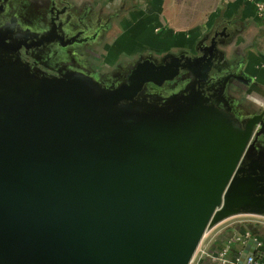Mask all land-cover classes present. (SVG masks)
Wrapping results in <instances>:
<instances>
[{"label":"water","instance_id":"1","mask_svg":"<svg viewBox=\"0 0 264 264\" xmlns=\"http://www.w3.org/2000/svg\"><path fill=\"white\" fill-rule=\"evenodd\" d=\"M200 58L56 75L0 32V264H190L208 229L264 216V111Z\"/></svg>","mask_w":264,"mask_h":264},{"label":"flooded vegetation","instance_id":"2","mask_svg":"<svg viewBox=\"0 0 264 264\" xmlns=\"http://www.w3.org/2000/svg\"><path fill=\"white\" fill-rule=\"evenodd\" d=\"M150 5L151 0H0V32L6 43L18 46L25 62L56 75L59 62L73 60L115 77L149 56L161 61L185 53L201 62L206 56V65H218L216 76L237 72L232 78L236 106L247 116L264 111V92L258 87H264L263 80L248 82L239 70L244 62L239 38L252 26L237 17L227 25L217 18L199 36L162 38L163 32L144 17ZM259 142L264 144L263 133Z\"/></svg>","mask_w":264,"mask_h":264},{"label":"crops","instance_id":"3","mask_svg":"<svg viewBox=\"0 0 264 264\" xmlns=\"http://www.w3.org/2000/svg\"><path fill=\"white\" fill-rule=\"evenodd\" d=\"M263 3L264 0H224V3L222 6L216 7V10H213V12L207 17V19L204 22L203 27H195L194 28H178L177 30L168 27H163L164 31H162L163 36L162 38H166V34L168 36L176 35L178 40L184 39L185 37H195L196 35L200 34L201 31L204 29L210 28V26L213 24V21L217 18H223L226 22V25L231 22V20L234 17L239 18V21L242 22L243 25H247L252 28V31L249 33L241 34V37L239 38L240 48L243 51V67L242 70L246 72L248 75H250L253 79L252 81H259L260 79L264 82V8L260 12L258 8V4ZM160 0H151L150 8L146 11L145 18L146 20H149L150 18L151 22L153 24L162 25L164 24L163 21L158 20L154 18L157 12L159 11V7H161ZM164 19V18H163ZM137 20V19H136ZM155 20V21H154ZM141 21V19H140ZM163 26V25H162ZM244 26V27H245ZM243 27V26H242ZM199 36V35H198ZM261 91L264 92L263 86H258ZM236 227V226H235ZM224 228V227H221ZM254 228V229H253ZM226 230H232L233 233H237V229H229L226 227L225 229H221L220 232L217 235H214V237L208 239V241L204 244L203 247L206 248V250L211 255L218 254L222 249L225 248L228 241L226 240L224 244H222L220 247H215V243L217 241V237L221 232ZM250 230L253 236L259 237L260 239L264 240V226L259 225L252 227ZM246 230H244L245 232ZM235 244V243H234ZM232 245L229 249L228 258L233 259L235 255L239 254L238 252L241 251L240 256L242 257V253L244 249L247 247L240 244ZM207 258H210L213 262H216L211 257L204 256L202 258V264H204L203 261H205ZM217 264V262H216Z\"/></svg>","mask_w":264,"mask_h":264},{"label":"rangeland","instance_id":"4","mask_svg":"<svg viewBox=\"0 0 264 264\" xmlns=\"http://www.w3.org/2000/svg\"><path fill=\"white\" fill-rule=\"evenodd\" d=\"M193 1V5L194 3H196V0H192ZM213 1V0H212ZM210 0H200V5L198 6L197 9V17L190 22L191 20H188L186 17H183V13L185 12V10L189 7V2L190 0H160L161 3V7H159V11L157 12V14L155 15V19L157 21L158 20H162L164 24L162 25H157L155 26V28H157L159 31H164L165 27H168V29L173 28L175 30H177L178 28H194L195 27H203L204 26V22L209 13L211 14L213 12V10H216L214 7H212L214 5V1L212 2ZM217 1V3H216ZM216 3V7L221 8L220 6H222V3L220 0H215ZM116 9H118L116 7ZM164 18V19H163ZM155 21V20H154ZM164 27V28H163ZM110 68L107 69H103L102 71H108ZM258 99V97H257ZM260 221V222H264V216L261 215H255V214H236L233 216H230L226 219H224L223 221L219 222L218 224H216L206 235L204 241L201 244V248L204 246V244L208 241V239L214 237V235H217L221 229H225L226 227L230 228L234 225L239 224L241 221H246V222H250V221ZM253 223V222H252ZM224 227V228H221ZM224 231V230H223Z\"/></svg>","mask_w":264,"mask_h":264},{"label":"built area","instance_id":"5","mask_svg":"<svg viewBox=\"0 0 264 264\" xmlns=\"http://www.w3.org/2000/svg\"><path fill=\"white\" fill-rule=\"evenodd\" d=\"M258 8H259V10L261 12L263 10V8H264V4L263 3H259L258 4ZM244 222H246V221H241L240 224L244 223ZM250 222L251 223L252 222L253 223H257V224H259L261 226H264V222H260V221H256L255 222V221H252V220ZM211 229H208L205 232V234H204V236H203V238H202V240H201V242H200V244H199V246H198V248H197V250H196V252H195V254H194V256H193V258L191 260V262H190V264H202V258L204 256L211 257L213 260H215L217 262V264H264V240L260 239L259 237L253 236L252 233L250 232V230H246L242 234L236 233L233 236V238L230 241H228V243H227V245L225 246L224 249H222L216 255H211L206 250L205 247L201 248L202 242L204 241L206 235L208 234V232ZM251 240L255 242V244L252 243L253 246H254V248H253L254 250H253L252 253H250L247 256V258L245 259L244 263H242V258L240 256L241 251L238 252L239 254L235 255L233 259H229L228 258L229 249L233 245L232 241H234L235 244H240V245H244V246L247 245L248 246V245H251V242H250Z\"/></svg>","mask_w":264,"mask_h":264},{"label":"trees","instance_id":"6","mask_svg":"<svg viewBox=\"0 0 264 264\" xmlns=\"http://www.w3.org/2000/svg\"><path fill=\"white\" fill-rule=\"evenodd\" d=\"M210 1H212V0H210ZM213 1H214V5L212 7L216 8L217 1H216V3H215V0H213ZM220 1L222 3L224 2V0H220ZM199 2H200V0H196V3H194V5H193V1L190 0L189 7L183 13L184 14L183 17H186L188 20H191L190 22H192L197 17V14H198L197 9H198V6L200 5ZM255 226L259 227V224L251 223V222H244L241 224L239 223L237 225H234V226L230 227L229 229H233V230L237 229L236 232L238 234H242L244 232V230L251 229L252 227H255ZM231 232H232V230H226V231L221 232L219 234V236L217 237L215 247H220L222 244H224V242H226V240H229L230 238L232 239L236 233H233V235H232ZM232 242H233V244L235 243L234 241H232ZM203 262H204V264H216V262H213L210 258H207Z\"/></svg>","mask_w":264,"mask_h":264}]
</instances>
